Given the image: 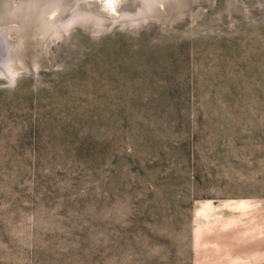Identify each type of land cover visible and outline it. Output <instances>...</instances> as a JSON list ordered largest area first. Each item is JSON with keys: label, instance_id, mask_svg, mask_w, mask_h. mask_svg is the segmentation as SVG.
Here are the masks:
<instances>
[{"label": "rangeland", "instance_id": "rangeland-1", "mask_svg": "<svg viewBox=\"0 0 264 264\" xmlns=\"http://www.w3.org/2000/svg\"><path fill=\"white\" fill-rule=\"evenodd\" d=\"M53 1L0 0V264H264V0Z\"/></svg>", "mask_w": 264, "mask_h": 264}, {"label": "bare ground", "instance_id": "bare-ground-1", "mask_svg": "<svg viewBox=\"0 0 264 264\" xmlns=\"http://www.w3.org/2000/svg\"><path fill=\"white\" fill-rule=\"evenodd\" d=\"M78 1L79 0H76V1H74L73 2V4H67V1L66 0H54L53 1V3L51 2V3H49V4H47L46 6H47V8L49 9V10H51V11H49L50 12V14H52L53 16H54V18L53 17H51V19H55V21H52L51 23H50V25L49 26H51V24H53V26H57L60 30H65L66 28H68V27H70L73 23H77V21L78 20H85V19H91L92 17L90 16V14L92 13L91 12V9H88V7L87 6H85V5H80V4H78ZM161 2L162 0H138V5H137V10H136V14H133V17L132 18H134V19H138V18H144V17H146V15L150 12V10H152V8H154V6H155V4H156V2ZM158 2V3H159ZM157 3V4H158ZM40 5V4H39ZM70 5V6H69ZM44 6V5H43ZM45 6V7H46ZM53 8L55 9V10H59V14L57 15V13L56 14H53V13H55L54 12V10H53ZM43 9V8H42ZM28 10H29V8H28ZM36 10V9H35ZM34 10V11H35ZM41 10V9H40ZM61 10V11H60ZM31 11V10H30ZM29 11V12H30ZM38 11V10H37ZM47 11V10H46ZM134 12V11H133ZM34 13V12H33ZM36 13V12H35ZM127 13V12H126ZM129 14V13H128ZM29 15V14H28ZM35 15V14H34ZM93 15V14H92ZM128 16H130V15H128ZM132 16V15H131ZM50 19V18H49ZM97 19V18H96ZM93 21V20H92ZM79 22H81V21H79ZM78 22V23H79ZM99 22H100V20H99ZM90 23V22H89ZM122 26L123 25H127V24H122L121 22H119ZM44 25V24H43ZM94 26V25H93ZM55 28V27H54ZM53 27L51 28V29H54ZM57 28V29H58ZM96 28V27H95ZM68 30V29H67ZM66 30V31H67ZM98 30H102V29H98ZM5 40H6V38H4ZM3 39V41H5ZM3 41H1V42H3ZM3 44V50H4V54H5V52H7L6 51V49H5V45H7L8 46V44L6 43L5 45H4V43H2ZM2 45H0V66H2L1 65V61H2V59H3V57H4V55H2V47H1ZM2 67H4V66H2ZM5 70H6V72H5V70L3 71V70H1L0 71V75L1 74H5V75H12V76H14L15 75V71L13 70L12 72L9 70V71H7V69L6 68H4Z\"/></svg>", "mask_w": 264, "mask_h": 264}, {"label": "water", "instance_id": "water-1", "mask_svg": "<svg viewBox=\"0 0 264 264\" xmlns=\"http://www.w3.org/2000/svg\"><path fill=\"white\" fill-rule=\"evenodd\" d=\"M146 20V19H145ZM140 23H142V22H140ZM140 23H138V24H140ZM119 24V23H118ZM97 31H99V30H97ZM1 33V32H0ZM5 40V39H4ZM0 43H4V44H6V40L5 41H3V42H0ZM1 70H5L2 66L0 67V71ZM5 72H6V70H5ZM1 76H3V77H5V78H8L9 80H12L13 79V77L14 76H12V75H5V74H1Z\"/></svg>", "mask_w": 264, "mask_h": 264}]
</instances>
